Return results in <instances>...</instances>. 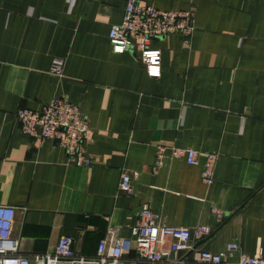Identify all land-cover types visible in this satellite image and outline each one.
<instances>
[{
	"label": "crops",
	"instance_id": "obj_1",
	"mask_svg": "<svg viewBox=\"0 0 264 264\" xmlns=\"http://www.w3.org/2000/svg\"><path fill=\"white\" fill-rule=\"evenodd\" d=\"M137 1L195 13L188 45L179 34L151 44L161 51L159 78L138 55L111 51L108 31L126 0H0V205L16 210L17 251L52 253L65 236L77 256L94 257L109 228L129 237L147 205L161 226L210 227L198 250L236 243L225 264L264 258V0ZM54 59L64 60L60 78ZM54 97L86 118L90 166L21 135L17 109L38 111ZM158 146L193 149L200 164L216 153L213 182L170 150L154 168ZM123 174L131 195L117 190ZM174 258L162 264H198L193 254ZM132 259L119 264H150Z\"/></svg>",
	"mask_w": 264,
	"mask_h": 264
},
{
	"label": "built area",
	"instance_id": "obj_2",
	"mask_svg": "<svg viewBox=\"0 0 264 264\" xmlns=\"http://www.w3.org/2000/svg\"><path fill=\"white\" fill-rule=\"evenodd\" d=\"M73 0H71V5ZM195 30V13L192 11H164L137 0H126L120 23L111 25L107 39L113 54L129 53L138 55L150 78L161 75V51L151 47L154 41L170 35L179 34L184 43L189 44ZM63 59L52 61L50 72L56 77L62 76ZM15 119L22 136L33 140H49L63 149L68 163L76 167L90 166V159L83 145L90 133L86 118L78 105L64 98H52L40 110L19 108ZM167 150L174 159L183 158L191 167L201 166V180L206 184L213 182L216 153L206 154L202 164L199 155L193 149L167 148L158 146L154 168H157ZM118 192L131 195L133 187L131 176L123 174L117 187ZM211 213L220 221L223 213L211 209ZM16 210L0 205V264H119L125 257L133 254V261L156 263H179L184 257L193 254L198 264H225L226 253L237 250V244L226 245L225 251L211 253L198 250L195 242L211 235L208 226L176 228L159 225V214L144 205L138 213L135 224L130 227L127 238L114 237L113 229L107 230V239L99 242L94 257L84 258L76 255L72 248L73 239L62 236L58 239L52 253L35 254L31 257L17 251L18 242L11 237ZM234 264H264L259 254L239 255Z\"/></svg>",
	"mask_w": 264,
	"mask_h": 264
}]
</instances>
